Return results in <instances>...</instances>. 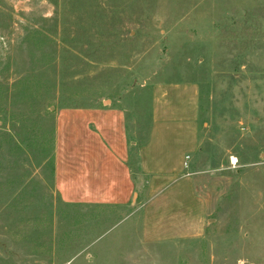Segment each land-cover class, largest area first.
<instances>
[{"label": "rangeland", "instance_id": "obj_1", "mask_svg": "<svg viewBox=\"0 0 264 264\" xmlns=\"http://www.w3.org/2000/svg\"><path fill=\"white\" fill-rule=\"evenodd\" d=\"M103 104L135 198L64 203L57 115ZM0 264H264V0H0Z\"/></svg>", "mask_w": 264, "mask_h": 264}, {"label": "crops", "instance_id": "obj_2", "mask_svg": "<svg viewBox=\"0 0 264 264\" xmlns=\"http://www.w3.org/2000/svg\"><path fill=\"white\" fill-rule=\"evenodd\" d=\"M54 187L64 203L123 206L136 195L126 112L112 104L57 115Z\"/></svg>", "mask_w": 264, "mask_h": 264}]
</instances>
